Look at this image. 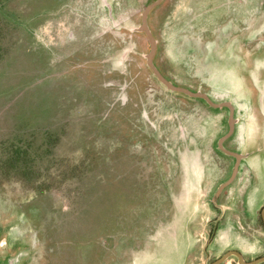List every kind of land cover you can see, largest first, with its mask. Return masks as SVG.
I'll use <instances>...</instances> for the list:
<instances>
[{
  "label": "rangeland",
  "instance_id": "obj_1",
  "mask_svg": "<svg viewBox=\"0 0 264 264\" xmlns=\"http://www.w3.org/2000/svg\"><path fill=\"white\" fill-rule=\"evenodd\" d=\"M147 1L0 0L1 262L204 263L207 210L202 202L224 175L223 166H216L202 188V199L190 202L195 213L190 212L193 217L184 227L182 221L178 226L177 212L169 216L162 185H132L129 178L143 161L145 177L152 179V156L165 161L162 148L154 152L135 144L142 137L148 139V126L161 138L181 134L178 117L181 129L186 125L189 132L202 131L203 165L214 158L211 143L221 131L222 115L167 93L146 71L142 59L146 42L131 29ZM260 1L247 0L236 7L238 12L249 5L245 27L235 20L234 30L249 29L250 43L264 32ZM209 2L165 0L155 10L151 24L160 42L156 61L177 83L193 85L207 74L212 86H229L228 92H220L238 101L240 87L229 73L204 67L183 76L180 61L173 57L176 53L183 58L185 47L197 43L205 31L223 29L212 17L221 16L215 11L221 2L213 3L214 12L208 15ZM105 3L114 7L112 19ZM255 45H250L251 54ZM251 68L258 70L259 65ZM248 95L253 97L255 91ZM137 118H149L153 124ZM240 118L242 150L263 144L264 125L256 123L253 112ZM249 161L255 168L257 157ZM246 175H241L240 183ZM177 186L171 185L175 198L181 188ZM182 232L188 236L179 237Z\"/></svg>",
  "mask_w": 264,
  "mask_h": 264
},
{
  "label": "flooded vegetation",
  "instance_id": "obj_2",
  "mask_svg": "<svg viewBox=\"0 0 264 264\" xmlns=\"http://www.w3.org/2000/svg\"><path fill=\"white\" fill-rule=\"evenodd\" d=\"M245 1L247 0H210L206 5V8L210 9L208 15L214 12L213 3L216 5L221 2L222 4L216 5L215 9L221 12V16L218 17L217 13L211 15L217 19L220 28L223 29L219 33L205 31L197 43H189V47H185L183 58L173 53V57L180 61L179 69L183 76L189 75L196 68L205 69L204 67H214L229 73L233 83L235 84L234 79H236L240 87L238 95L235 94L238 101L234 96L220 92H228L229 86H212L207 74L191 82L193 85L187 82L177 83L169 78L157 64L160 42L152 27L151 17L155 10L163 6L165 0H148L138 13L135 27L131 29L133 34L141 35L146 42L147 52L142 55V59L146 71L153 80L167 93L185 97L206 109L207 112L222 115L221 131L211 143V154L214 158L209 164L202 163L199 146L202 143V131L197 132L195 128V133L189 132L190 129L186 125L184 129H181V119L176 117V126L182 131L181 134H167L161 138V135L153 133L154 127L148 126L150 133L145 134L148 139L142 137V141L135 143L142 144L147 150L154 152L158 147L166 151L164 162L152 156V176L154 177L152 179L149 176L145 177L143 161L141 164H136L138 167L136 173L129 177L132 178V185H162L170 203L169 216L171 217L173 210L177 212L175 219L178 220V226H181L182 221V227H184L189 225L188 222L193 217H190V212L195 213V204L190 202L202 199L200 192L204 185H207L209 177L215 174L216 166H223L224 175L214 183L207 201L202 202L205 211L207 210L205 214L207 225H205L206 229L204 228L206 243L202 248L205 261L202 264H264V143L256 142L244 151L242 150L244 136L240 134V125L244 120L240 118L242 114L247 115L253 112L256 123L264 125V32L258 35L253 43H250L249 29L235 32V20L243 21L245 27L249 5L246 4V7L236 12V7L245 6L242 3ZM261 1V10L264 12V0ZM148 8V12L143 16ZM105 11H108L112 19L115 13L114 7L105 3ZM229 22L231 26H228ZM212 26L213 24L209 25L208 29ZM144 27L151 37L154 49L148 35L141 30ZM225 27L227 29H224ZM240 27H242L241 24L238 28ZM251 44H258L253 54L250 53ZM167 62L172 65V59H168ZM149 63L161 78L170 84V87L159 80ZM255 63L259 65L258 70L251 68ZM127 87L125 91V88L122 89L123 93H127ZM252 89L255 91L253 97L248 95ZM125 100L126 94L123 103ZM150 120L137 118V122L153 124ZM138 130L142 131L143 128ZM139 135L142 136V134ZM131 140L134 141L133 138ZM145 153L146 151L142 153L143 158L146 157ZM253 157H257L258 161L255 168L249 165V160ZM245 172H247L246 181L240 183L241 175ZM171 185L181 186V188L177 186L180 192L176 198L171 191ZM187 205L190 210H186ZM193 230H196L195 227ZM177 234L181 238L188 236L183 232ZM15 261H17L16 257ZM4 263L13 264V262L5 261Z\"/></svg>",
  "mask_w": 264,
  "mask_h": 264
},
{
  "label": "water",
  "instance_id": "obj_3",
  "mask_svg": "<svg viewBox=\"0 0 264 264\" xmlns=\"http://www.w3.org/2000/svg\"><path fill=\"white\" fill-rule=\"evenodd\" d=\"M148 10H149V8L146 9V11L144 12L143 16L146 15V13L148 12ZM141 30H143V31L148 35V37H149V39H150V41H151L152 49H154L153 42H152L151 37L149 36V33L147 32L146 28H145V27H144V28H141ZM149 59H150V57H149ZM149 62H150V60H149ZM149 66H150V68L153 70L154 74L159 78V80L162 81V82H163L165 85H167L168 87H170V84H168L167 82H165V81L161 78V76L157 73V71L153 68V66H152L150 63H149ZM171 88H172V87H171ZM172 89H173V88H172ZM174 90H178V89H174ZM179 91H182V90H179ZM183 92H185V91H183ZM185 93H187V92H185Z\"/></svg>",
  "mask_w": 264,
  "mask_h": 264
}]
</instances>
